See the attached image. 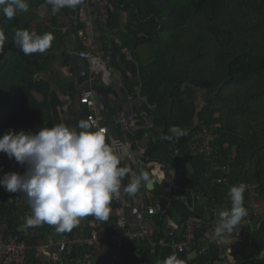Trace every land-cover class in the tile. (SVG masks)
<instances>
[{
  "label": "trees",
  "instance_id": "1",
  "mask_svg": "<svg viewBox=\"0 0 264 264\" xmlns=\"http://www.w3.org/2000/svg\"><path fill=\"white\" fill-rule=\"evenodd\" d=\"M111 2L114 12L108 23L99 19L105 53L112 54V65L121 71L130 93L141 101L145 112L135 122L136 136L129 133L128 139L135 141L151 131L157 140L147 145L145 158L161 162L165 169L173 168L176 173L170 192L165 183L156 184L153 189V202L179 196L170 205L167 201L162 204L167 210L157 219L158 224L169 219L183 223L190 217L216 224L218 212L230 207L229 188L243 180L256 188L264 205V0ZM28 3V11H18L11 20L0 11V28L6 37L4 52L0 54L1 136L10 129L36 132L57 124L48 100L50 85L41 75L63 44L64 35L53 19L47 22L49 19L43 16L44 8L52 12L46 0ZM130 6L134 16L123 29L120 12ZM200 26L203 32L198 29ZM13 29H27L40 35L51 32L55 39L44 53L24 55L13 41ZM112 31L117 33L120 43L110 36ZM75 33L80 43L78 27ZM142 45L150 52L148 62L141 61L138 54ZM81 49H85L84 45ZM123 49L132 53V60L127 59ZM221 70L225 72L223 83L215 79ZM186 83L205 90L209 101L201 107L187 102L183 98ZM230 89L232 93L228 92ZM38 95L45 100L41 101ZM215 124L220 125L217 146L221 161L230 164L228 185L213 182L215 176H208L209 163L189 152L193 130ZM174 129L179 131L177 138ZM133 147L137 149L136 144ZM188 164L193 165V174L187 171ZM198 195L201 200H197ZM212 203L217 207L216 213ZM244 204L248 210L243 219L248 222L247 238L241 239L243 244L234 258L237 264H264V218L257 216L245 200ZM18 207L17 199L11 201L0 191V230L20 234L22 212ZM206 226L197 230L200 239L205 236ZM25 233L26 230V237ZM208 242V250L192 261L189 253L176 254L185 264H213L220 260L223 246ZM142 253L125 255V263L155 264L157 259L163 260L173 252L157 248L154 253ZM32 257L30 253V262Z\"/></svg>",
  "mask_w": 264,
  "mask_h": 264
},
{
  "label": "clouds",
  "instance_id": "2",
  "mask_svg": "<svg viewBox=\"0 0 264 264\" xmlns=\"http://www.w3.org/2000/svg\"><path fill=\"white\" fill-rule=\"evenodd\" d=\"M46 3L51 5L53 13H58L65 7L75 9L77 5L83 4L84 0H46ZM28 9V0H0V11L7 20H11L18 11L27 12ZM13 31V41L24 55L44 53L51 47L52 41L55 39L51 32L40 35L27 29H13ZM5 41L4 31L0 28V54L4 52ZM77 127L80 131L64 123H57L51 127H41L36 132L24 130L13 132L10 129L0 136V152L5 153L10 160L14 158L20 165L26 166L23 174L7 172L0 176V186L7 192L14 193L13 195H7L10 200L19 198L15 195L17 192L26 194L25 196H27L31 208V215L26 216L25 224H22L20 221L21 214L19 222L21 223L20 226L26 227L24 231L31 230V234L28 233L25 237L19 231L20 234L16 235H21L30 246L34 245L36 240L32 230L35 231L36 235H42L43 231L40 230L43 227L52 225L55 226L58 233L70 232L80 224L82 218L92 217L96 221L106 222L107 225H110L120 215L119 208L115 216H110V205L113 199L120 195L122 181L129 173L128 168L119 166L120 162L130 154L127 152L117 153L111 143H106L107 130L105 128L97 125L94 131L90 130L92 126L86 121H80ZM135 133L132 130L130 134L136 136ZM145 135L152 136L153 139L148 145L157 140V136H154L149 130L139 140L143 139ZM128 144H133L131 148V151H133L135 141ZM139 161L141 162L140 158ZM142 162H144L143 166H146L145 158ZM147 169L151 170L148 167ZM163 170L166 171L165 168ZM173 178L176 179V175H172V177L167 175L166 179L159 181L152 175L150 180L152 186L165 183L171 190L175 182ZM142 180H148V176L141 174L139 177L132 179L123 188L124 193L127 194L126 196L135 199ZM167 181H170L171 184H167ZM153 189H151L152 192ZM245 189L246 185L243 182L232 185L227 193L230 207L218 212L212 235L222 243L229 241L234 231L248 215V210L244 204ZM173 200L176 199L170 198L163 202L156 201L152 203L144 200H140V202H143L146 206H162L166 201L170 205ZM139 203L130 208L135 219V210L138 208ZM128 211L126 205L125 216L129 226L135 228L137 219L132 225ZM165 211L162 207L159 213L153 215L144 213V224L151 226L145 220L147 218L152 219L154 216L161 217ZM167 224L171 227L176 225L173 220H170ZM153 229L155 231L154 227ZM170 234L174 235L173 230H170ZM155 236H157L156 233ZM216 243L221 244L220 242ZM221 252L223 251L221 250ZM30 253L31 251L28 252V254ZM155 264H185V262L179 259L176 253H172L163 260L157 259Z\"/></svg>",
  "mask_w": 264,
  "mask_h": 264
},
{
  "label": "crops",
  "instance_id": "3",
  "mask_svg": "<svg viewBox=\"0 0 264 264\" xmlns=\"http://www.w3.org/2000/svg\"><path fill=\"white\" fill-rule=\"evenodd\" d=\"M42 14L49 19L47 22L53 19L57 25L56 27L59 29L61 34L64 35L63 44L53 53L48 70L41 75V79L50 85L48 100L51 104L52 115L56 120V123H64L67 126L77 128L78 130L77 125L80 121L87 122V110L83 109V107L80 105L79 97L81 92L87 88H91L96 94L98 103L103 112L105 125L109 127L111 134L115 136V138L124 140V142L127 144L131 143V141L128 139V136L120 132L119 128L116 126V120L121 112H125L126 114L133 116L134 119L132 130L133 132L134 130L137 132L138 126L135 125V122L137 121L138 115L145 114L143 110V104L141 101L135 99L134 95L130 93L131 91L129 90L128 85L125 83L122 73L118 67L112 65V54L105 53V45L100 31L101 23H99V19L96 18V16H98V8L94 2L92 0H84V3L77 5L75 9L65 7L62 8L60 12L54 13L55 15L47 8H44ZM120 14V20L122 22L121 26H123V29H126L128 22L134 16V12L130 6L129 8L120 12ZM76 27H78V33L80 39L82 40L80 43L78 41L77 34L75 33ZM112 32L114 34H110V36L116 39L117 43H120L121 40L119 39L117 33L114 31ZM81 45H84L85 49H81ZM83 51L93 54L100 61L101 67L98 71H94L93 73L91 72L90 63L88 60L82 59L79 56L80 52ZM123 52L128 55V60L133 59L132 53L130 51L124 50ZM138 54L140 55L141 61L143 62H148L151 59L149 50L143 45L138 47ZM37 97L41 101L45 100L44 96L42 95H38ZM183 98L187 102L201 107L204 105V103L206 104L209 101L210 97L205 92V90L196 88L193 85L186 83L183 87ZM141 100H144V98H141ZM176 130L178 131V129ZM173 133L175 135V130H173ZM129 154L130 155L121 160L119 165L120 167L128 168L129 173L122 181V191L120 192V195L111 202L110 216H115L118 213L121 205L125 203L127 205V209H129V220L131 224L134 225L136 219L133 218L132 209L130 208L136 206L140 200L152 203L154 195L151 189L155 187V184L154 186H152V184L150 185V179L152 177L151 172L139 161L137 150H130ZM8 165H19V163L16 162L14 158L10 160L5 153L0 152V172H2ZM24 167L26 168V166ZM166 171L170 177H172V174L176 175L173 168L166 167ZM141 174L147 175L148 180L141 181V187L135 199L129 198V196H126L127 194L124 193L123 188L128 183H130L132 179L139 177ZM243 183L246 185L244 192L246 205L252 208L257 216L263 219L264 205L262 204L259 195L256 193V188L254 186L250 187L244 182V180ZM166 190L169 192L171 191L167 185ZM178 198L179 196L171 197V199ZM169 199L170 198H167L165 200ZM197 199L201 200V196L198 195ZM17 200H20L21 204H28L27 196L19 197ZM212 206L213 208L215 207L213 212L216 213L217 207L214 206V203H212ZM158 218H160V216H154L152 219L147 218L145 220L147 224L155 228V233L157 236L154 237V240L162 239L166 242L177 241V236L180 237L182 234V222L173 220L176 225L171 227L169 224H167V222L172 219L166 220L167 222L164 221L161 225H159L157 220ZM206 218L208 219V217ZM85 219L86 224L88 225L93 218L85 217ZM247 223L248 222L246 220H243L242 224L234 231L227 243H222L219 239L213 237L212 233L215 224L207 225L205 236L202 239L199 238L197 248L189 252V259L191 261L196 259L199 248L202 245L208 243V241H213L214 243L220 242L223 246V252L229 248H233L238 244V242H240L242 238L244 240L247 238ZM19 228L20 230L18 229V231H21L23 234L24 228L26 227L20 226ZM132 228L133 227L130 229L133 230ZM52 230L53 229L50 227H43V229L40 231H43L42 235L44 236L48 233L49 235L54 234L57 236L58 233H54ZM170 230H173V236L170 234ZM161 231H163L164 238L159 235ZM28 233L31 234V230H27L25 234ZM155 250L153 252L150 250V242L148 240L141 241L135 239L133 242L127 243L124 251V262H122V264H126L125 255L132 256L135 253L141 254L142 252V254H145L146 252L154 253ZM171 251L176 253L173 250ZM99 253L101 257L104 258L102 252ZM190 254H195L194 259ZM31 263L32 261L30 262V260H28V264ZM131 264L136 263L131 262ZM213 264L230 263L227 260H218Z\"/></svg>",
  "mask_w": 264,
  "mask_h": 264
},
{
  "label": "built area",
  "instance_id": "4",
  "mask_svg": "<svg viewBox=\"0 0 264 264\" xmlns=\"http://www.w3.org/2000/svg\"><path fill=\"white\" fill-rule=\"evenodd\" d=\"M92 1L98 8V16L96 18L108 23L111 13L114 12L111 0ZM80 56L88 60L92 73L100 69V61L93 54L82 52ZM79 103L83 109L87 110L86 120L92 126L91 130L94 131L97 125L105 128L107 130L106 143H111L117 153L130 152L131 145L122 142L120 138H115L111 134L109 127L105 125L102 109L92 89H86L81 92ZM133 119V116L121 112L116 120V126L122 133H131ZM218 128H220L218 124L195 128L190 138L189 152L192 156L201 157L205 162L209 163L211 171L208 176H215L213 182L219 185H228L227 175L230 172V164L221 161L222 156L217 146V141L220 139ZM175 134L178 136L177 130H175ZM150 141H153V139L149 135H145L141 140H135L137 154L141 162L145 158L146 147ZM145 161V165L151 169V174L155 179L162 181L167 178L169 174L163 170L165 168L163 164L148 158H145ZM7 172L23 174L24 166L20 164L15 166L8 165L0 172V176ZM0 191L6 195L14 194L7 192L2 186H0ZM17 204L20 211H22L20 221L25 224V217L31 215V208L29 204H21L20 200H17ZM161 210V205L146 206L143 202H140L135 210L137 226L131 230L125 216L126 204L123 203L120 207L119 217L114 219L110 225H107L106 222L96 221L94 218L87 225L86 219L82 218L80 224L70 232L58 233L55 230V226L51 225L50 228L53 229L54 233H58L57 236L54 234H46V236L36 235L35 231L32 230L36 240L35 244L31 246L28 245L21 235L14 234V231L0 230V264H28V252L30 251L34 256L31 264H122L127 243L133 242L135 239L148 240L152 252L158 247H163L183 254L197 248L199 241L198 229L202 226L213 225L212 222L206 224L202 218L190 217L182 224L183 233L177 241L154 240V237H156L155 231L153 227L144 224L143 214L153 215L161 212ZM172 225L174 224L172 223ZM254 229L255 227L252 226V231ZM242 244L243 242L240 240L234 248L221 252L219 258L227 260L230 264H237L233 256ZM208 248L209 243L202 245L197 255L201 256ZM99 252H102L105 259L101 257Z\"/></svg>",
  "mask_w": 264,
  "mask_h": 264
},
{
  "label": "rangeland",
  "instance_id": "5",
  "mask_svg": "<svg viewBox=\"0 0 264 264\" xmlns=\"http://www.w3.org/2000/svg\"><path fill=\"white\" fill-rule=\"evenodd\" d=\"M204 25H205V23H203V27H204ZM203 27L200 26V27H198V29L203 32ZM224 74H225V72L223 70L219 71L215 77L216 81L223 83V81L225 80ZM228 92L232 93V90L230 89V90H228ZM19 230H20V228H19ZM190 255H192L193 259H194L195 254H190Z\"/></svg>",
  "mask_w": 264,
  "mask_h": 264
},
{
  "label": "water",
  "instance_id": "6",
  "mask_svg": "<svg viewBox=\"0 0 264 264\" xmlns=\"http://www.w3.org/2000/svg\"><path fill=\"white\" fill-rule=\"evenodd\" d=\"M186 168H187V171H188L189 173H191V174L194 173V168H193V165H192V164H188ZM150 183L152 184V181H151V180H150ZM166 183H167V184H171L170 181H167Z\"/></svg>",
  "mask_w": 264,
  "mask_h": 264
}]
</instances>
